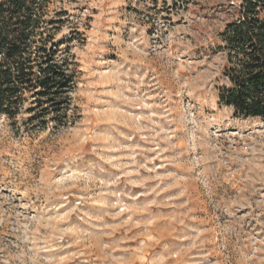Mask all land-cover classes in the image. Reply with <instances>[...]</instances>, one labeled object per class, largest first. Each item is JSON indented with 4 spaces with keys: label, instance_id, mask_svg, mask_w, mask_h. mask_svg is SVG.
Returning a JSON list of instances; mask_svg holds the SVG:
<instances>
[{
    "label": "rangeland",
    "instance_id": "374dc122",
    "mask_svg": "<svg viewBox=\"0 0 264 264\" xmlns=\"http://www.w3.org/2000/svg\"><path fill=\"white\" fill-rule=\"evenodd\" d=\"M241 0H52L73 124L0 116V264H264V122L219 105Z\"/></svg>",
    "mask_w": 264,
    "mask_h": 264
},
{
    "label": "trees",
    "instance_id": "16d2710c",
    "mask_svg": "<svg viewBox=\"0 0 264 264\" xmlns=\"http://www.w3.org/2000/svg\"><path fill=\"white\" fill-rule=\"evenodd\" d=\"M52 0H0V116L27 114L25 125L73 124L70 115L77 70L62 55L57 32L64 12L50 16ZM220 34L225 55L216 86L219 105L235 118L264 122V0H241Z\"/></svg>",
    "mask_w": 264,
    "mask_h": 264
}]
</instances>
